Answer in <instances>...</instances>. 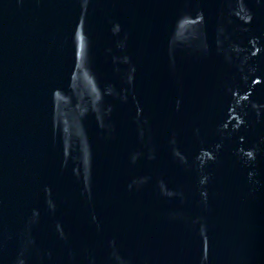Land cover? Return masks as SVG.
<instances>
[{
    "label": "water",
    "instance_id": "obj_1",
    "mask_svg": "<svg viewBox=\"0 0 264 264\" xmlns=\"http://www.w3.org/2000/svg\"><path fill=\"white\" fill-rule=\"evenodd\" d=\"M0 264H264V0H0Z\"/></svg>",
    "mask_w": 264,
    "mask_h": 264
}]
</instances>
